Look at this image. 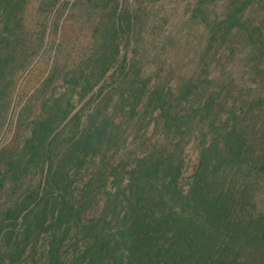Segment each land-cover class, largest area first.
<instances>
[{"label":"trees","instance_id":"16d2710c","mask_svg":"<svg viewBox=\"0 0 264 264\" xmlns=\"http://www.w3.org/2000/svg\"><path fill=\"white\" fill-rule=\"evenodd\" d=\"M153 3L0 0V264H264V0H189L177 79Z\"/></svg>","mask_w":264,"mask_h":264},{"label":"rangeland","instance_id":"374dc122","mask_svg":"<svg viewBox=\"0 0 264 264\" xmlns=\"http://www.w3.org/2000/svg\"><path fill=\"white\" fill-rule=\"evenodd\" d=\"M153 1L154 5L151 11H153L152 15L154 16L155 24L157 25V27H155L154 34L160 36V39L163 41H158L156 43L158 45L159 52L162 53L159 66L162 67V71L165 76H170L177 79L180 77V14L186 11V4L189 0ZM257 14L264 15V3L257 7ZM65 28L67 31V38L71 39V42L68 45V49H71L70 51L75 48L78 50L80 46H85L88 41V34H86L84 30H79L78 24H72V26ZM61 34L62 36L64 35L63 31H61ZM62 36H60V38ZM52 37L53 35H51V38ZM73 45L75 46L72 48ZM48 66L49 61L47 62L46 59H41L34 64L32 69H30L24 74L23 77L20 78V81L16 87V95L14 100L15 109L20 102L27 101L33 90L43 79L48 70ZM246 70H248V68H246ZM12 127L13 126L10 122L6 127L2 138L0 139V144H2L3 141H9V139L12 138ZM188 153H190V161L188 162L184 172V181L190 177L193 171V166L196 164V153L193 148H189Z\"/></svg>","mask_w":264,"mask_h":264}]
</instances>
